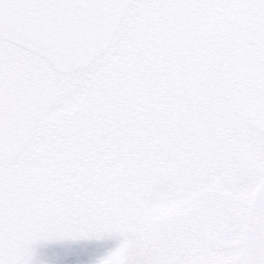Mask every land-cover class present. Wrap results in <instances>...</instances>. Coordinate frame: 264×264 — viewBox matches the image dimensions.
Listing matches in <instances>:
<instances>
[{
    "label": "snow or ice",
    "instance_id": "snow-or-ice-1",
    "mask_svg": "<svg viewBox=\"0 0 264 264\" xmlns=\"http://www.w3.org/2000/svg\"><path fill=\"white\" fill-rule=\"evenodd\" d=\"M0 264H264V0H0Z\"/></svg>",
    "mask_w": 264,
    "mask_h": 264
}]
</instances>
